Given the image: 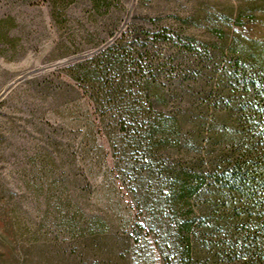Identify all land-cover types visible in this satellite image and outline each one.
I'll return each mask as SVG.
<instances>
[{
	"label": "trees",
	"instance_id": "1",
	"mask_svg": "<svg viewBox=\"0 0 264 264\" xmlns=\"http://www.w3.org/2000/svg\"><path fill=\"white\" fill-rule=\"evenodd\" d=\"M244 1L174 22L134 15L64 69L77 89L59 83L53 100L69 115L84 96L96 122L85 112L67 171L30 163L45 210L33 233L4 229L0 264H264V40L246 29L264 23V0ZM96 128L104 185L130 206L105 216L68 193L103 169Z\"/></svg>",
	"mask_w": 264,
	"mask_h": 264
},
{
	"label": "rangeland",
	"instance_id": "2",
	"mask_svg": "<svg viewBox=\"0 0 264 264\" xmlns=\"http://www.w3.org/2000/svg\"><path fill=\"white\" fill-rule=\"evenodd\" d=\"M99 1L105 7L97 11L95 0H0V237L5 235L4 229L19 237L35 232L44 213V205H39L35 196L30 163L44 162L51 169L50 162L55 160L60 162L61 173L67 171L73 156L78 157L85 112L96 122L84 96L70 95L75 110L69 115L53 100L59 83L77 89L64 72L66 67L103 48L134 15L162 16L174 22L175 16H211L245 2ZM246 29L250 36L264 40V23H248ZM54 133H59L60 144H48L50 136L56 140ZM96 141L104 146L103 169L68 193L81 197L89 215L105 216L106 207L123 212L130 208L128 198L104 185V170L111 156L97 128ZM79 168L77 164L75 169ZM76 175L82 178L79 171ZM52 229L49 226L43 232Z\"/></svg>",
	"mask_w": 264,
	"mask_h": 264
}]
</instances>
